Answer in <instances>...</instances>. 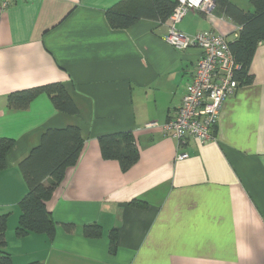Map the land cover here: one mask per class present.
Returning <instances> with one entry per match:
<instances>
[{"label":"crops","instance_id":"0c3cea01","mask_svg":"<svg viewBox=\"0 0 264 264\" xmlns=\"http://www.w3.org/2000/svg\"><path fill=\"white\" fill-rule=\"evenodd\" d=\"M118 1L14 0L0 8V137L14 139L0 170L3 248L13 264H264V41L249 65L251 81L224 100L212 139L180 142L163 126L200 51L165 40L170 17L111 27L105 12ZM230 2L254 10L250 0ZM175 27L228 41L241 29L217 2L211 15L190 10ZM51 82L63 85L76 114L57 111L44 92L26 108L7 106L8 93ZM68 125L84 142L46 201L55 231L18 237L27 191L19 162L46 129ZM123 131L139 152L127 170L103 158L98 143ZM89 223L100 226L98 236L84 235Z\"/></svg>","mask_w":264,"mask_h":264},{"label":"trees","instance_id":"16d2710c","mask_svg":"<svg viewBox=\"0 0 264 264\" xmlns=\"http://www.w3.org/2000/svg\"><path fill=\"white\" fill-rule=\"evenodd\" d=\"M222 11L232 17L241 29L235 40L229 41V48L234 59L240 64L235 72L239 83H247L252 79L249 73L254 51L264 41V0H250L254 7L252 12L244 11L231 3L230 0H215ZM175 0H119L109 7L105 14L109 25L113 28H126L140 18L159 21L166 20L175 5ZM46 93L57 111L76 114L77 107L69 93L60 82L19 89L7 94V106L11 109L26 108L29 102L39 93ZM83 137L77 126L68 125L62 128H48L40 137L37 145L20 160L19 169L25 181L27 191L19 201L20 215L15 228L18 237L28 233H46L52 235L56 222L46 207L55 188L64 177L65 170L76 164L79 159ZM100 152L105 159H116L123 170L133 165L139 152L131 132L106 133L98 137ZM14 144L10 137H0V170L5 166L7 151ZM136 203V201H134ZM71 223H63L70 228ZM7 215L0 214V264H13L10 254L5 251V231ZM101 232L96 223L83 226L86 236H98ZM111 251L116 246V232L110 231ZM25 264H43L33 260Z\"/></svg>","mask_w":264,"mask_h":264},{"label":"built area","instance_id":"2783aa9c","mask_svg":"<svg viewBox=\"0 0 264 264\" xmlns=\"http://www.w3.org/2000/svg\"><path fill=\"white\" fill-rule=\"evenodd\" d=\"M12 1L14 0H0V8L5 9ZM175 1L165 40L181 50L196 47L200 55L191 79L185 85L182 101L163 129L180 142L191 137L200 143H206L213 137L224 100L239 85L235 72L239 70L240 64L234 59L224 34L212 30L186 34L175 27L190 10H201L211 15L215 0ZM184 156L185 153L179 154V157Z\"/></svg>","mask_w":264,"mask_h":264}]
</instances>
